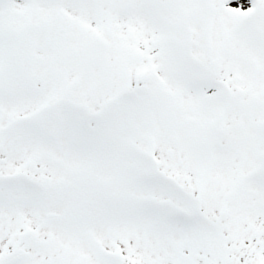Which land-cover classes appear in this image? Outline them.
<instances>
[{"label":"snow or ice","instance_id":"6c2138e0","mask_svg":"<svg viewBox=\"0 0 264 264\" xmlns=\"http://www.w3.org/2000/svg\"><path fill=\"white\" fill-rule=\"evenodd\" d=\"M0 264H264V0H0Z\"/></svg>","mask_w":264,"mask_h":264}]
</instances>
